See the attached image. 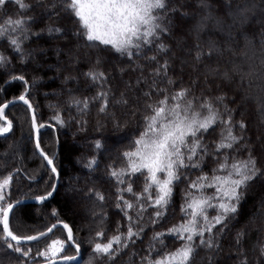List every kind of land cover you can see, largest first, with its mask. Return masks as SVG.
<instances>
[{
    "label": "trees",
    "instance_id": "trees-1",
    "mask_svg": "<svg viewBox=\"0 0 264 264\" xmlns=\"http://www.w3.org/2000/svg\"><path fill=\"white\" fill-rule=\"evenodd\" d=\"M26 3L30 7L23 15L14 0L0 6V24L9 18H29V34L20 44L22 51L14 50L9 36L0 37V55L5 57L0 62V105L21 95L28 99L39 127L40 147L53 158L59 179L50 200L13 209L9 222L15 234L33 235L62 221L70 226L74 242L80 247L79 261L69 264H145L142 257L148 255L150 248L153 245L160 248L152 239L154 234L167 233L169 228L184 221L181 205L188 183L201 171L213 175L216 160L222 159V153L215 159L205 157L201 169L184 170L187 178L182 176L175 183L165 216L153 224L154 209L148 208L138 225L143 231L133 240H126L127 247L122 244L115 259L97 257L93 252L96 242H107L114 235L127 233L129 221L116 207L118 202L122 203L117 200V189L132 183L134 191L140 193L144 187L143 175L130 176L125 184H117L110 173L114 168L125 167L122 154L130 150L143 130L146 105L180 89H189L188 99L197 105L210 100L223 119L231 115L234 132L241 139L234 149L227 151L241 160L251 155L257 167L264 171V112L261 111L264 0H166V9L158 10L162 17L159 23L166 30L159 31L152 43L143 45L139 52L133 49L131 58L110 46H89L78 34L80 26L76 18L61 11L60 0H26ZM244 9L249 10L245 12L246 21L234 22V17L238 21ZM209 14L220 23L208 21L202 31H196L197 21ZM161 44L163 51L159 48ZM165 63L166 73L161 70L159 76L155 75ZM90 72L104 76L93 81L86 75ZM100 92L107 93L106 99L96 98ZM217 97H223V101ZM84 100L88 101L87 107ZM105 102L107 108L101 112ZM5 116L11 121L12 130L0 136V179L13 177L5 192L6 202L47 194L54 175L36 152L28 106L10 105ZM57 116L62 123L57 122ZM241 121L246 125L244 129L239 127ZM214 127V131L204 134L205 143L213 149L214 142L220 139L222 125ZM91 161L95 163L89 167ZM214 191L206 189L208 194ZM96 193L105 199L98 200ZM119 195L134 201L131 193L125 191ZM261 201H264V177L250 182L243 190L233 218L217 225L212 234H205V238L213 237L215 247L201 245L199 238H195L190 264H264ZM208 214L214 217L217 213L209 209ZM129 215L136 218L134 210H129ZM97 232L104 235L97 237ZM53 239L66 242L60 255H75L66 231L58 227L39 241L21 245L25 250L31 249L29 257L20 256L0 242V264L45 261L37 252ZM161 239L165 246L160 248L162 252L175 250L182 244L172 235L166 234Z\"/></svg>",
    "mask_w": 264,
    "mask_h": 264
},
{
    "label": "snow or ice",
    "instance_id": "snow-or-ice-1",
    "mask_svg": "<svg viewBox=\"0 0 264 264\" xmlns=\"http://www.w3.org/2000/svg\"><path fill=\"white\" fill-rule=\"evenodd\" d=\"M8 0H0V6L5 5ZM21 12L25 13L30 7L26 0H14ZM61 11L70 13L76 18L80 26V35L89 42V46H110L118 53L126 54L129 58L133 56V49L137 52L143 45L152 43L159 31H165V27L159 23L162 17L158 10L166 9V0H60ZM241 10L240 19L234 22L244 23L247 19L245 12ZM29 18H9L0 24V37L9 36L10 45L16 51H22L21 40L27 39L29 28L27 20ZM216 20L212 15L202 17L195 25L196 31H202L208 21ZM217 24L220 21L216 20ZM59 31V29H56ZM98 42V43H97ZM161 51L164 45H159ZM199 58V57H197ZM151 59H155L152 57ZM5 57L0 55V62ZM161 70L165 73L167 65L157 69L155 75L159 76ZM93 81L101 80L104 73H87ZM227 75V74H225ZM15 79H23L16 77ZM172 81H169L171 83ZM156 81H153L155 87ZM164 93L163 89H156ZM189 89H180L171 95L165 93L163 98L146 105L144 116V126L140 135L134 140L130 150L125 151L122 156L126 162L125 167L113 169L111 177L117 184H125L126 178L140 174L144 176V187L140 193H136L132 183H128L126 188H118L116 207L119 208L129 221L127 233L114 235L107 242H96L93 252L97 257H105L109 260L115 259L120 246L127 247L126 240H133L143 231L138 227L140 220L148 208L154 209L151 223L156 224L165 216V210L171 203L175 183L183 178H187L184 170L201 169L204 158L212 157L222 153V159L216 160V168L213 175L201 171L196 179L191 180L184 194V203L181 205V212L185 217L182 223L174 225L167 230V233L157 232L153 240L160 248L163 245L162 237L172 235L182 241L180 247L175 250L161 251L153 245L148 255L142 257L145 264H190L195 251V238H199L200 244L208 248L215 247L214 239L211 235L205 238V234H212L217 225H224L227 220L233 218L238 212V204L243 198V190L250 186V182L264 177V171L257 167L255 159L249 155L247 159L241 160L231 156L227 150L234 149L241 137L234 132V125L231 115L223 119L216 105L210 100H203L198 105L194 100L188 99ZM146 96L149 93H145ZM107 93L100 92L97 99H106ZM222 102L223 97H217ZM19 100L31 108V104L24 95ZM11 103V102H9ZM81 103V101H77ZM87 107L88 101H83ZM127 103V101H124ZM8 105L0 106V121L5 124L0 125V136L12 130V123L5 116V109ZM107 103L101 106L100 111L104 112ZM261 111L264 112V100L261 101ZM58 123H62L59 117H55ZM222 125L220 139L214 142V149L205 143V133L214 131L216 125ZM119 126V125H117ZM33 130L37 129L35 118L33 117ZM42 127V125H41ZM239 127L244 129L246 125L239 122ZM96 147L100 144L97 142ZM37 150L52 166V173L57 169L50 159L41 149L40 144H36ZM223 150V152H222ZM95 163L91 161L89 167ZM225 173L223 175L218 173ZM13 177L11 175L0 179V225L2 234L0 242L7 245V248L22 257H29L31 249L25 250L21 247L23 242L38 240L52 232L56 225L47 229V232H40L38 235L20 236L15 234L10 228L9 215L13 211V205L6 202L5 192L8 189ZM55 188V185L52 186ZM212 188L215 191L208 194L206 189ZM131 193L134 201L125 199L121 192ZM48 192L45 196L37 197L43 201L51 196ZM96 198L103 201L105 197L101 193H96ZM264 207V201H261ZM216 211L214 217H210L208 210ZM129 210L136 212V218L129 215ZM55 215V213H53ZM64 228L68 230V241L74 242L71 229L67 224ZM135 228V230H134ZM103 232H97V237H102ZM15 242V243H12ZM65 241L53 239L47 247L38 251L37 255L43 257L45 264H56L57 260L71 261L75 256L60 255L65 251ZM114 245L116 247H114ZM76 251L79 252V245L76 244ZM155 253V256H153ZM264 254V250H262ZM22 264V262H21Z\"/></svg>",
    "mask_w": 264,
    "mask_h": 264
},
{
    "label": "water",
    "instance_id": "water-1",
    "mask_svg": "<svg viewBox=\"0 0 264 264\" xmlns=\"http://www.w3.org/2000/svg\"><path fill=\"white\" fill-rule=\"evenodd\" d=\"M25 98H26V97H25ZM26 99H27V98H26ZM27 100H28V99H27ZM9 102H11V103H9ZM17 103H24V102L21 101V100H19V97H16V98L10 99V100H8V101L2 103L0 106H3V105H8V106H10V105H14V104H17ZM24 104H25V103H24ZM29 104H30V102H29ZM26 105H27V104H26ZM27 106H28V105H27ZM28 109H29V112H30V119H31V126H32V124H33V117L35 118L34 108H33L32 105H31V108L28 107ZM7 120H8V119H7ZM4 122H5V121H4ZM35 123H36V125H37L36 118H35ZM32 130H33V127H32ZM8 133H9V132H8ZM8 133H6V134H4V135H7ZM2 136H3V135H2ZM33 139H34V146H35V149H36L37 154H38L40 157H42V158L44 159V157L40 154V150H37V148H36V144H37V142H39V127H38V125H37V129H36V130H33ZM40 149H41V147H40ZM41 150H42V149H41ZM46 155H47V154H46ZM47 156H48V155H47ZM48 157H49V156H48ZM49 158H50V157H49ZM50 159L53 160V158H50ZM44 161H45L46 164L48 165V163H47V161H46L45 159H44ZM53 166H54V165H53ZM48 167H49V169L51 170L52 166L48 165ZM51 172H52V170H51ZM53 175H54V183H53V185H55V188L52 187L51 190L49 191V192H52V195H51V196L47 197V199H45V200H43V201H40V200L37 199V197H39V196H35V197H31V198H22V199H19V200L13 201V202H11V204L13 205V209H14L16 206H18V205H22V204H42L43 202L50 200V199L53 197V195H54V193H55V191H56V189H57V186H58V179H59V175H58V172H57V171H56V173H53ZM45 195H47V194H45ZM45 195H40V196H45ZM64 224H66V223H64V222H62V221H58V222H55V223H53L52 225H50L48 228H51L53 225H56V227L53 228V230H52V232H53L56 228H58V227H62V228L66 231V234H67V241H68V230L64 228ZM67 225H68V224H67ZM1 227H2V225H1ZM48 228H47V229H48ZM68 228L71 229L69 225H68ZM47 229H45V230L42 231V232H47ZM71 231H72V229H71ZM52 232L48 233V235H50ZM39 233H40V232H39ZM39 233H36V234H33V235H38ZM48 235H47V236H48ZM72 235H73V233H72ZM45 237H46V236L41 237L40 239H38V240H34V241L23 242L22 244L36 242V241H39V240H41V239H43V238H45ZM14 243H15V242H14ZM68 244H69V245L75 250V255H73V256H75L76 259H75V260H71V261H61V260H57V261H56V264H69V263H75V262H78V261H79V259H80V250H79V252L76 251V247H75L76 243H75V242H69V241H68ZM79 248H80V247H79ZM68 256H69V255H68ZM34 264H45V261H42V262H39V263H34Z\"/></svg>",
    "mask_w": 264,
    "mask_h": 264
}]
</instances>
